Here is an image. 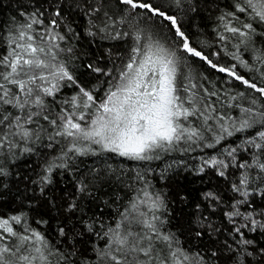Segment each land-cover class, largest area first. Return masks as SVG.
Returning a JSON list of instances; mask_svg holds the SVG:
<instances>
[{"label":"trees","instance_id":"16d2710c","mask_svg":"<svg viewBox=\"0 0 264 264\" xmlns=\"http://www.w3.org/2000/svg\"><path fill=\"white\" fill-rule=\"evenodd\" d=\"M63 4L62 11L65 24L57 29L62 34L71 27L78 35H68L64 41H58L64 52L58 56V62L66 64L71 74L77 78V84L91 91L98 99L102 100L110 86L118 78L123 66L129 62L131 49L134 47L133 37L135 31L130 24H136L142 19L140 28L158 33L160 38H166V46L170 51H175L180 60L178 74L180 81L187 86L190 83L197 85L201 95L205 96L207 103L216 109L211 113L212 118L208 121L212 131H206L203 117L197 115L188 119L189 128L200 129L205 137L202 141L181 142L175 151L161 153L160 159L151 161H136L127 157H121L117 153L101 150L97 145H91L95 154L91 152L85 155H70L62 157V151L66 150L61 137L55 136L56 129L42 118L30 125L35 129L39 138H33L27 144L19 145V151L15 156L8 153L5 158L0 152V165H3L7 175L0 176V218H9L14 215L21 216V223L10 221L14 231L31 236L32 232H38L44 237V242L55 254L56 250H69L70 243H74L76 255L69 259L73 264H98L93 247H104V242L97 239L94 234L79 235L73 239L71 232L68 239L58 234L57 225L68 224L67 213L64 207L71 195L75 194V187L79 180L99 173L101 180L96 187L100 188L99 199L85 196L80 205L87 218H98L103 222L105 229L114 228L121 222L120 213H123L130 202L147 190L152 194H159L164 202V207L156 214L164 221L162 233H170L175 237L172 251L182 250L189 256L199 253L206 264H233L229 258L226 245L233 249L238 248L237 241L241 239L238 233L232 231L233 227H239L244 223L242 217H233L234 224L229 221L226 213L233 211L236 201L243 200L242 192H247V204L239 206L240 211L246 213L252 208L264 209V171L258 167L264 163V153L254 144L246 143L249 138L255 137L261 129L259 125L240 132H233L231 136L222 133L220 125L230 126L232 121H238L241 109L249 107V101L257 98V107L264 106V97H260L252 89L246 88L240 81L213 69L206 61L183 52L180 38L174 34V29L167 26L166 21L159 17H149L144 14L145 10H137V15L128 22H121V17H127L128 13L123 5H117L116 0H106L105 7L101 12L107 11L109 16L116 21L106 33H100L95 37L86 34L87 18L83 16L82 9L77 8L75 0H60ZM155 5L161 6L169 15H175L180 23L181 30L188 37L190 45L208 56L218 66L232 67L236 65L237 74L244 76L258 86H264V21L256 15L261 10L264 0H252L249 6L247 0H186L177 6L173 0H151ZM237 4L244 8L243 12L237 11ZM95 6V4H94ZM41 9L45 13L44 25H34L36 31H43L47 26V17L51 9L46 0H0V56L11 51L8 41L11 30L19 23L24 22L20 13L27 10ZM226 13H235L234 16L226 17L231 20L230 26L250 32V42L241 43L244 37L239 34L233 35L225 31L220 17ZM15 20L16 24L13 23ZM245 23L252 24V30L243 29ZM132 32L125 36L123 33ZM35 34V33H33ZM224 36L225 39H221ZM161 42H164L161 39ZM71 48V53L66 50ZM238 57V59H236ZM103 70V73L87 70V64ZM79 88L68 81L59 82V91L54 97H47L51 108L49 113L55 118L60 109L72 112L71 104L65 105L64 101H70L76 95ZM215 92L216 96L205 94ZM240 93H244L242 98ZM185 95L184 93H180ZM191 98V94H187ZM236 97V99H232ZM185 106H188L187 102ZM203 107V105H198ZM82 107L76 112L79 116ZM95 114V107L85 111ZM85 114V115H86ZM223 117V120L217 119ZM43 129V130H42ZM231 131V127H229ZM223 139L216 143L219 136ZM256 143L264 144V141L256 139ZM211 144L213 147H206ZM87 147L86 142L82 145ZM29 147L31 152H23V148ZM235 149L232 156L228 152ZM61 157L60 159H57ZM222 160L228 167L222 165L206 167L203 173H198L203 160L211 158ZM55 161L57 164H67V169L55 168L51 173L52 183L47 186L43 196L40 193L39 177L44 173L46 166ZM245 164L246 167H239ZM195 170V171H194ZM224 171L225 176L218 175V171ZM249 180L248 185L240 186V191H233L234 185L244 177ZM163 177V178H162ZM147 182V183H146ZM102 185V186H101ZM177 192L185 199L177 198ZM213 192L218 199L215 202L203 199V194ZM71 194V195H70ZM142 198V196H141ZM55 206H52V201ZM199 205V209H197ZM142 211H146L141 206ZM201 215L205 217L201 226ZM80 210H77L73 219L78 220ZM261 220L260 216H256ZM210 226V227H209ZM27 230V231H25ZM81 231L77 225V233ZM201 231L200 237L196 232ZM245 238L255 241V247L264 248V230L250 231L243 228ZM0 235L7 236L0 231ZM15 238L3 243H12ZM32 251L35 247H41L39 241L33 240ZM2 246V243H0ZM252 251V247L249 248ZM216 256L213 257L212 253ZM156 255L163 259L168 255L165 248H157ZM198 259V258H197ZM258 256L241 257L239 264H256ZM51 264H56V256L49 257ZM39 264V262H34Z\"/></svg>","mask_w":264,"mask_h":264},{"label":"snow or ice","instance_id":"6c2138e0","mask_svg":"<svg viewBox=\"0 0 264 264\" xmlns=\"http://www.w3.org/2000/svg\"><path fill=\"white\" fill-rule=\"evenodd\" d=\"M46 2H49L51 12L43 31L34 29V25L45 23L43 10L37 8L31 12L27 10L21 12L20 16L24 18V22L11 30L12 38L8 41L11 51L0 56V152L4 153L5 158L8 153L15 156L16 151L20 150L19 145L27 144L33 136L39 138L36 130L30 125L41 118L49 122L52 128L56 129L54 135L61 137L64 141L66 150L62 151V157L85 155L89 152L95 154L96 150L92 149L91 145H97L101 150L114 152L121 157L136 161L160 159L161 153L175 151L181 142L188 143L205 139L200 129L187 126L189 117L197 113L204 119L202 127L206 131H212L208 121L212 118L211 113L216 109L207 103L196 84L190 83L185 86L180 81L178 74L180 60L176 57L175 51H170L166 46V38H160L158 33L150 29L140 28L142 19H138L136 24H130V28L135 31L134 47L131 49L129 62L123 66L106 96L98 100L91 91L79 86L77 78L71 74L66 64L58 62L57 59L60 53L65 51L58 41H64L69 34L78 35V33L73 31L70 21L67 22L68 27L63 34L57 31L65 24L63 4L60 0H46ZM173 2L179 6L186 0H173ZM75 3L77 8L81 7V3L85 5L82 14L87 18L85 31L88 36L95 37L100 33H106L110 27L109 21L112 24L116 23L107 11L101 15L106 0H75ZM116 3L123 5L128 13L127 17H121V22L131 20L137 15L139 9L145 10L141 15H147L149 19L151 17L161 18L168 22L167 26L174 29L175 36L180 38L183 52L206 61L213 69L226 73L240 81L246 88L259 93L260 97H264V86H258L237 74L234 70L236 65L218 66L202 51L192 47L185 32L181 30L177 17L167 14L161 6L153 4L151 0H116ZM247 3L252 6V0H247ZM236 8L239 12L244 11L239 4ZM234 15L235 13H226L219 19L226 32L233 35L239 34L245 38L241 43H249L250 32L230 26L231 20H226V17ZM256 15L264 21V4L261 5V10L257 11ZM13 23L16 24L15 20ZM252 27L249 23L243 25V29L247 30H252ZM123 35L130 36L132 32H125ZM161 39L164 42H161ZM221 39L225 37L221 36ZM66 51L71 53L73 50L69 48ZM84 67L87 70L108 75L91 63ZM60 81L71 82L72 85H77L79 90L70 101H64L65 105L71 104L73 111L60 109L55 118H52L49 114L51 108L46 98L54 97L59 91ZM189 93L191 98L187 95ZM205 94L217 95L215 92L207 93V90ZM240 96L243 98L245 94L240 93ZM232 99L235 100L236 97ZM186 102L188 106H185ZM201 104L203 107H198ZM249 105L241 109L238 121H232L230 126L221 124V132L231 136L234 131L240 132L257 125L264 129V106L257 107V98H252ZM81 107L85 111L95 107V114L88 112L90 122H85V111H81L79 116L76 115ZM217 119L223 120L224 118L217 117ZM257 138L264 141V130L257 131L255 137L249 138L246 143L254 144L264 153V144L256 143ZM221 139H223L222 135L217 137L216 143H219ZM82 142H86L88 146H81ZM205 146L213 147L211 144ZM31 151V148L25 147L21 154ZM234 152L235 149L227 154L232 156ZM218 165L228 167L222 160L215 157L203 160L197 174L203 173L206 167ZM67 167V164H57L55 161L46 166L39 180L34 181L42 185L40 188L42 196L47 186L52 183L53 170L55 168L67 169ZM239 167L244 168L246 165L240 164ZM258 167L264 171V163H260ZM2 175H7V173L3 165H0V176ZM218 175L223 177L225 172L218 171ZM100 180L99 173L85 177L76 184L75 194H70L71 199L64 197L68 201L64 211L67 213L66 219L69 223L57 225L58 234L62 238L68 239L70 232L73 239L77 235L83 238L85 234H94L97 239L104 242V247L99 251L96 247L92 249L96 254L98 264H206L199 253L189 256L180 249L172 251L175 237L170 233L161 232L164 221L156 214L164 207L159 194L143 190L142 194H138L125 211L119 214L121 222H118L114 228L108 227L104 230L105 226L98 218L86 219L87 213L82 210L79 201L85 196L99 199L100 188L96 185ZM261 181L264 182V177H261ZM248 183L249 180L245 176L239 181V185L233 186V191L239 192L240 186L248 185ZM176 195L178 199H185L179 192ZM241 195L244 199L236 201L232 206L233 211L226 213L233 224L235 223L233 217H242L244 220L241 226H234L232 229L240 235L241 239L237 241V249L226 245L229 258L233 264H239L242 256H258L261 259L257 260L256 264H264V248L255 247V241L245 238L242 231L243 228L250 231L264 230V209L252 208L246 213L241 212L239 206L248 203V193L242 192ZM203 199L215 202L218 197L213 192H206L203 194ZM51 203L55 206L54 200ZM141 206L147 210L142 211ZM196 207L199 209L200 206ZM77 210H80L78 220L73 219ZM256 216L262 219L257 220ZM204 219L206 218L201 215V226H203ZM10 221L19 224L21 216L0 218V231L7 234V236L0 235V243H2L0 264H34L37 261L39 264H51L49 257L52 255L56 256V264H73L69 258L76 255L74 243L69 244V250L57 249L54 254L40 233L33 231L31 236L17 233ZM77 225L81 229L78 233ZM202 234L201 231L196 232L197 237ZM12 238H15L12 243H3ZM33 240L41 243V247L34 248L35 254L32 251ZM158 247H161L162 251L167 249L168 255L165 258L160 259L156 255ZM250 247L252 251H249ZM212 256L215 257L216 253L213 252Z\"/></svg>","mask_w":264,"mask_h":264},{"label":"rangeland","instance_id":"374dc122","mask_svg":"<svg viewBox=\"0 0 264 264\" xmlns=\"http://www.w3.org/2000/svg\"><path fill=\"white\" fill-rule=\"evenodd\" d=\"M85 114H86V113H85ZM85 117H86L85 122H90V117L88 116V114H86ZM82 123H84V122H82Z\"/></svg>","mask_w":264,"mask_h":264}]
</instances>
